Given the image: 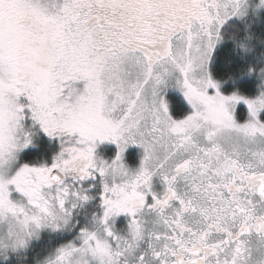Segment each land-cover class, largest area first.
<instances>
[{
	"label": "snow or ice",
	"instance_id": "6c2138e0",
	"mask_svg": "<svg viewBox=\"0 0 264 264\" xmlns=\"http://www.w3.org/2000/svg\"><path fill=\"white\" fill-rule=\"evenodd\" d=\"M0 264H264V0H0Z\"/></svg>",
	"mask_w": 264,
	"mask_h": 264
}]
</instances>
